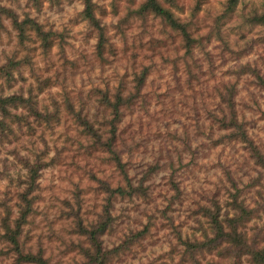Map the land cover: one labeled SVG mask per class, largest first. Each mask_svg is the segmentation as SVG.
Here are the masks:
<instances>
[{"label": "clouds", "instance_id": "obj_1", "mask_svg": "<svg viewBox=\"0 0 264 264\" xmlns=\"http://www.w3.org/2000/svg\"><path fill=\"white\" fill-rule=\"evenodd\" d=\"M0 264H264V0H0Z\"/></svg>", "mask_w": 264, "mask_h": 264}]
</instances>
